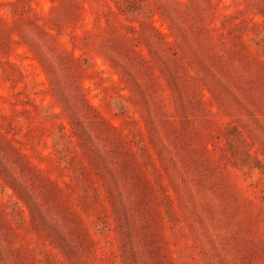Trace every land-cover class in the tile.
I'll return each mask as SVG.
<instances>
[{
    "label": "rangeland",
    "instance_id": "1",
    "mask_svg": "<svg viewBox=\"0 0 264 264\" xmlns=\"http://www.w3.org/2000/svg\"><path fill=\"white\" fill-rule=\"evenodd\" d=\"M0 264H264V0H0Z\"/></svg>",
    "mask_w": 264,
    "mask_h": 264
}]
</instances>
